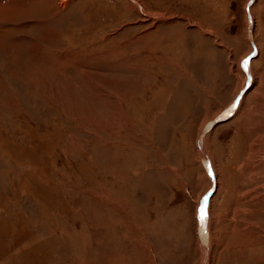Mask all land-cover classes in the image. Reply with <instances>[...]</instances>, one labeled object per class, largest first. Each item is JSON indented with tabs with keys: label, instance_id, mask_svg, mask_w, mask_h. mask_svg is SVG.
<instances>
[{
	"label": "rangeland",
	"instance_id": "1",
	"mask_svg": "<svg viewBox=\"0 0 264 264\" xmlns=\"http://www.w3.org/2000/svg\"><path fill=\"white\" fill-rule=\"evenodd\" d=\"M0 1V264H264V0Z\"/></svg>",
	"mask_w": 264,
	"mask_h": 264
},
{
	"label": "snow or ice",
	"instance_id": "2",
	"mask_svg": "<svg viewBox=\"0 0 264 264\" xmlns=\"http://www.w3.org/2000/svg\"><path fill=\"white\" fill-rule=\"evenodd\" d=\"M246 63H247V61H245V64ZM205 199H207V198H205ZM199 219L201 220V222H203V220H204L203 209H201V215H200Z\"/></svg>",
	"mask_w": 264,
	"mask_h": 264
},
{
	"label": "bare ground",
	"instance_id": "3",
	"mask_svg": "<svg viewBox=\"0 0 264 264\" xmlns=\"http://www.w3.org/2000/svg\"><path fill=\"white\" fill-rule=\"evenodd\" d=\"M0 2H1V1H0ZM2 2H3V1H2ZM2 2H1V3H2ZM2 4H3V3H2ZM3 6H4V5H2V6H0V7H3ZM0 9H1V8H0ZM2 32H3V31H2ZM215 127H216V126H215ZM204 207H205V204L202 206L203 214L205 215ZM203 224H204V223H203ZM203 224H202V225H203ZM204 229H205V228H204ZM204 231H205V235H206V234H207V233H206V230H204Z\"/></svg>",
	"mask_w": 264,
	"mask_h": 264
}]
</instances>
